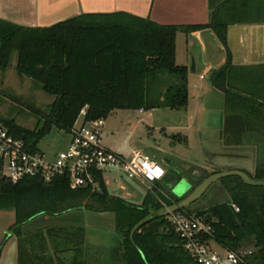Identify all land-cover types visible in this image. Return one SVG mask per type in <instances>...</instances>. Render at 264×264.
I'll list each match as a JSON object with an SVG mask.
<instances>
[{"label":"trees","instance_id":"1","mask_svg":"<svg viewBox=\"0 0 264 264\" xmlns=\"http://www.w3.org/2000/svg\"><path fill=\"white\" fill-rule=\"evenodd\" d=\"M239 3V0H219L212 4L208 23L185 26L163 25L122 13L83 14L48 27L34 28L0 19V68L6 69L12 53L16 52V72L37 81L43 91L54 96L49 112L35 129L1 117L0 125L14 137H23L30 150H37V143L52 128L67 131L85 105L86 121L105 119L115 109L144 107L147 78L162 73L177 79L162 106L185 108L188 70L175 62L176 34L179 30L190 33L208 28L226 51V61L212 72L210 83L223 94V132L229 141L232 139V143L238 144L240 109L250 97L241 93L236 77L238 67L231 65L226 38L228 25L240 18ZM249 175L263 179L264 160ZM97 178L99 188L93 189L91 186L71 188L66 174L56 175L49 181L25 176L11 182L0 176V210H15V222L4 234L0 250L11 233L18 241L17 264H53L52 256L37 255V251L44 253L45 241L41 238L44 233L50 238L69 234L81 237L83 228L58 226L38 234H25L23 226L40 214L57 216L84 208L114 213L115 230L122 238L123 264H196L166 216H150L131 233L135 224L149 216L151 210L162 207L159 198L168 206L179 201L178 197L157 182L153 191H147L141 203L135 204L109 194L102 174L97 173ZM220 182L229 199L195 212L204 216L212 227V234L205 239L222 249H237L251 241L254 250L245 257V264H264V186L245 184L238 176L225 177ZM157 189L163 190L167 197ZM37 236L42 243L36 240L34 246ZM74 252L69 264H83L80 249L76 247Z\"/></svg>","mask_w":264,"mask_h":264},{"label":"crops","instance_id":"2","mask_svg":"<svg viewBox=\"0 0 264 264\" xmlns=\"http://www.w3.org/2000/svg\"><path fill=\"white\" fill-rule=\"evenodd\" d=\"M218 1L0 0V19L19 26L34 28L48 27L57 22L83 14L109 15L122 13L149 19L163 25L185 26L208 23L212 6L217 4ZM239 1L240 18L238 21L228 25L226 38L231 65L238 67V70H236L238 76L236 75V77H238L241 93L250 97L249 100H246V105L240 109L238 125L240 137L238 144L232 143V139L229 141V137L224 134L222 129L224 116L223 94L220 90L215 89L205 78L209 68L212 67L215 70L226 61V51L213 32L208 28L190 33L179 30L175 39V62H177L179 55L182 53L179 48V39H181V44L183 43V48H185L184 51L190 52L195 64V69L191 72L189 71L188 56L183 55V58L179 61V65H185L188 70L187 90L190 92L192 89L195 95H201L200 99L203 102L200 117L201 129L213 130L215 141L217 140L230 146H239L240 150L243 149L242 153L235 154L244 156L245 152L250 149V154L254 160L252 173L245 171L243 166L238 167L239 165H232L233 167L228 168V170L241 169L248 174H253L256 164L264 160V0ZM196 72H199L198 77L200 79H206L207 84L205 87L199 88L196 83H190L191 76ZM160 77L161 74L150 77V81L156 83ZM251 94H254V96ZM259 103H262L263 106H259ZM253 105H255L257 110H254ZM142 108L138 109L139 113L142 112ZM260 111L261 114L259 113ZM193 117V114L188 111V104L182 109L160 108L153 105L141 120H144L143 122L147 127L150 126L147 125L148 123L152 124L151 127L160 128L165 135H169L174 141L181 134L185 133L188 136ZM102 145L116 151V146L109 141L106 144L102 143ZM157 148L161 149L160 146H157ZM137 150L144 152V149H133L131 151ZM150 155L166 172L169 162L172 160V157H168L171 154L168 153L166 156L164 152L159 161L157 155L153 153H150ZM166 174L162 179L163 183L166 179ZM103 180L109 194L129 201L127 198L130 196L131 188L126 180H135H129L118 174L107 179L105 173L103 174ZM111 188H114L116 193L111 192ZM14 222V209L0 210V244L7 229ZM106 224L108 227H105ZM58 226L83 228L82 236L69 234L66 237L60 235L59 237L50 238L44 233V237H41L45 241V245L42 244L45 248L43 249L44 253L37 251V255L46 254L52 256L55 260L53 264H69L70 258L75 253L74 249L78 247L83 264H123L121 259L122 238L115 230V215L113 212H98L79 208L57 216L40 214L23 226V232L25 234H35L37 232H45L50 227ZM41 238L40 236L35 238L33 241L34 246H36L37 241L42 243ZM81 238L82 243L80 244ZM17 261V237L9 233L1 246L0 264H17Z\"/></svg>","mask_w":264,"mask_h":264},{"label":"rangeland","instance_id":"3","mask_svg":"<svg viewBox=\"0 0 264 264\" xmlns=\"http://www.w3.org/2000/svg\"><path fill=\"white\" fill-rule=\"evenodd\" d=\"M179 48L182 53L180 52L181 54L176 63L179 64V61L183 58L182 56L186 55L191 64L190 52L184 51L185 48H183V43L181 44V39H179ZM16 61L17 53L13 52L9 66L6 69L0 68V117L14 120L15 123L24 128L35 129L49 112L54 96L43 91L37 81L19 75L15 70ZM198 75L199 72L193 74L190 83H196L199 88L205 87L207 84L206 79H200ZM176 83L177 79L167 73H162L156 83H152L150 78H147L145 106L142 108V112L139 113L138 109L135 108L111 111L105 118L101 143L106 144L107 141L113 143L116 146L115 150L124 156H128L133 149H144V153H149L148 155L153 153L157 155L158 161L164 155V152L166 156L168 153L171 154V156H168L172 157V160L166 169V179L164 183L163 180L158 183L164 185L169 194L178 198L196 186V183L202 180L204 175L228 170V168L233 167L232 165L243 166L245 171L252 173L254 160L250 154V149L245 152L244 156L235 154L242 153L243 149L240 150L239 146H230L215 141L213 130L201 129L200 117L203 102L200 99L201 95H195L192 89L190 92L187 90L188 111L194 116L188 136L184 133L178 139L172 141V138L165 135L160 128L151 127L152 124L148 123L147 125L150 126H146L141 118L150 111L147 106L155 105L164 108L162 105L166 102L168 92H173L172 86ZM157 122L159 121L157 120ZM67 139L68 134L65 130L54 127L37 143V148L45 152L48 157H51L65 147ZM157 146H160L162 150L158 149ZM112 176H116V174L110 171L105 172L107 179ZM126 182L131 188L130 196L127 199L135 204L141 203L147 192L146 186L135 181L126 180ZM180 187L182 189L186 188V191L182 194L177 192ZM110 191L116 193L114 188H111ZM228 199L229 196L225 187L218 180L213 182L198 200L185 207V209L190 213H195ZM105 227H108L107 224ZM212 246L217 252L224 253V249L216 244L212 243ZM239 249L254 250V247L251 241H246L240 245Z\"/></svg>","mask_w":264,"mask_h":264},{"label":"built area","instance_id":"4","mask_svg":"<svg viewBox=\"0 0 264 264\" xmlns=\"http://www.w3.org/2000/svg\"><path fill=\"white\" fill-rule=\"evenodd\" d=\"M86 111V105L79 110L75 123L66 131L69 139L65 147L51 157L39 149L30 150L23 137H14L0 125V176L16 182L25 176L49 181L56 175L66 174L71 188L91 186L98 189L97 173L103 177L106 171H110L135 180L152 192L155 183L164 178L165 169L142 151L124 156L102 145L100 139L105 119L86 121ZM157 190L167 197L163 190ZM158 200L162 207L167 206L162 199ZM232 207L238 211L235 204ZM166 218L196 264H245V257L253 251L237 248L224 249V253H219L214 250L212 242L205 239L213 230L204 216L182 209L169 213Z\"/></svg>","mask_w":264,"mask_h":264},{"label":"water","instance_id":"5","mask_svg":"<svg viewBox=\"0 0 264 264\" xmlns=\"http://www.w3.org/2000/svg\"><path fill=\"white\" fill-rule=\"evenodd\" d=\"M195 69V64L193 57H191V64L189 66V71L193 72ZM214 68H209L205 74V78L210 83V77ZM211 84V83H210ZM229 176H238L245 184L253 185V186H264V178L263 179H256L251 177L247 172L241 169H230L224 170L220 172H214L205 177L201 180L199 184L194 186L189 192H186L183 196L179 197V201L168 205L166 207H161L156 210H151L149 216L145 219L139 221L135 226L132 228L131 233H133L141 224H143L150 216H167L171 212L179 211L190 205L191 203L198 200L204 192L208 189V187L215 181L221 180L222 178L229 177ZM186 191V188L182 189L181 187L177 189L179 194H182ZM210 215H208L209 217Z\"/></svg>","mask_w":264,"mask_h":264}]
</instances>
